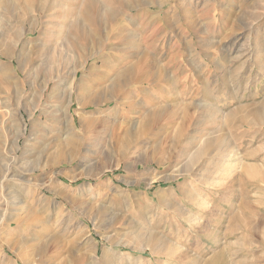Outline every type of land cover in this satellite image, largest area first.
I'll use <instances>...</instances> for the list:
<instances>
[{"label": "rangeland", "instance_id": "1", "mask_svg": "<svg viewBox=\"0 0 264 264\" xmlns=\"http://www.w3.org/2000/svg\"><path fill=\"white\" fill-rule=\"evenodd\" d=\"M85 1L0 0V52L10 50L14 56H0V263L9 264L3 251L15 257L8 248L16 243L30 264H264V126L258 120L264 110V0H172L152 7L151 17L144 11L149 0H126L125 7L98 0L102 26L84 25L86 40L72 28L82 19ZM250 14L259 18L248 19ZM127 38H133V47ZM69 40L82 43L85 51L73 50L70 67L62 69L55 56ZM150 49L171 81L189 75V97L177 91L182 90L178 82L173 98L156 82L123 86L109 100L105 90ZM44 55L55 59L49 62L50 74L40 68L31 73L27 60L35 59L36 65ZM58 68L61 85L51 81L50 90L58 85L55 97L49 98L48 91L41 103L44 81ZM27 76L30 85L25 86ZM239 78L241 86H236ZM63 93L73 95L69 109L59 96ZM207 93L211 99L205 101ZM98 94L107 100L100 102ZM182 104L193 106L194 152L210 136L215 142L193 164V154H185L189 146L176 148L163 142L164 136L150 143L144 139L124 159L106 137L121 123L126 128L142 122L162 106L183 111ZM41 108L48 112L43 121ZM67 109L76 126L73 136L85 137L83 154L93 150L87 159H74L70 147L54 143L67 129ZM86 118L100 124L87 135L82 131ZM180 124L179 119L171 132ZM17 138L19 150L11 145ZM43 151L45 159L39 156ZM187 162L191 170L183 173ZM114 251L119 253L114 256Z\"/></svg>", "mask_w": 264, "mask_h": 264}, {"label": "bare ground", "instance_id": "2", "mask_svg": "<svg viewBox=\"0 0 264 264\" xmlns=\"http://www.w3.org/2000/svg\"><path fill=\"white\" fill-rule=\"evenodd\" d=\"M80 1V0H79ZM82 1V0H81ZM150 2H149V5H150V8H146V10H144L145 11V13L148 15H150V17H151V8L152 7H154V6H157V5H159V6H161V7H164L167 3H170L172 0H149ZM104 2V1H103ZM105 2H106V4H107V6H109V4L111 5V6H113V5H121L122 7H125L126 5H127V1L126 0H105ZM145 2V1H144ZM143 2V3H144ZM50 3V2H49ZM48 3V4H49ZM80 3V2H79ZM100 2L98 1V0H86L85 1V4H84V7H83V9H82V14H81V20H79V18H78V21H76L75 23H74V25H72V28L76 31V33H78L81 37H83L85 40L86 39H88L89 38V36H86V34H87V31H85L84 29V25H90V26H93V27H99V26H102V19H104L103 18V14H104V12H102V10H101V7H100V4H99ZM136 3V2H135ZM261 3V2H260ZM264 3V2H263ZM262 3V4H263ZM34 4V3H33ZM130 5V4H129ZM135 5H137V4H135ZM257 5V4H256ZM255 5V6H256ZM260 6V5H259ZM80 7V6H79ZM128 7V6H127ZM138 7V6H137ZM251 6H249V8H250ZM78 8V7H77ZM136 8V7H135ZM257 8V7H256ZM261 8V7H260ZM120 9V8H119ZM124 9V8H123ZM47 10V9H46ZM260 10V9H259ZM263 10V9H262ZM161 12V11H160ZM249 12V11H248ZM251 12V11H250ZM256 12V11H255ZM254 12V13H255ZM183 13V12H182ZM242 14V13H241ZM256 15L258 14V13H255ZM255 14H254V16L252 15V14H250V16L249 15H247V17H248V19L249 18H251V19H253L254 21H256L257 20V18H259V17H257V18H255ZM160 15H162V14H160ZM160 15H159V17H160ZM107 16H108V18L109 19H113L114 17V13L113 12H111V10L109 11V10H107ZM155 16V15H154ZM241 16V15H240ZM245 16V15H244ZM258 16V15H257ZM163 18V17H162ZM239 20L241 21L242 19H240L239 18ZM238 20V21H239ZM111 21V20H110ZM160 21H164L163 23H166L167 25H170L169 24V19L167 20V19H162V20H160ZM243 21V20H242ZM149 22V21H148ZM198 23V22H197ZM238 24V23H237ZM238 25H240V24H238ZM242 25V24H241ZM150 26V25H149ZM198 26H196V28H197ZM247 27H250V25L249 26H247ZM195 27H193V29H194ZM242 27H239V29H241ZM168 30V29H167ZM155 31V30H154ZM157 31V30H156ZM161 31H163V30H161ZM46 32V31H45ZM159 32V31H158ZM90 34V33H89ZM154 35H157V36H159V34H154ZM66 36V35H65ZM157 36H155V37H152V38H150L151 40L152 39H154V38H156ZM70 37V36H69ZM160 37V36H159ZM242 37V36H241ZM81 39V38H80ZM236 40V39H235ZM234 40V41H235ZM67 41V40H66ZM83 42H85L84 40H82ZM126 41H127V44H128V42L130 43V45H132L131 47H133V38H127L126 39ZM125 41V42H126ZM181 41H184V39L183 38H181ZM79 43H76V42H73V41H71V40H69V42H67V43H62L61 44V47L62 48H64V49H61V52H60V54L59 55H57V56H55V58H57V60L55 61V59L54 58H52V56H43L41 59H39V62H38V64H36L35 65V59H31V57L27 60V65H31V67H30V70H31V73L33 72V73H35L36 71H37V69H43V70H45L46 72L49 70V62H50V60L53 62V59H54V61L57 63L58 62V64L59 65H62V69H67L68 67H70V65H71V59H72V57H73V50L75 51V50H79V51H81V52H83L84 53V51H85V49H84V47L83 46H81L82 45V43H81V45L79 44ZM172 45V44H171ZM240 45H241V43H240ZM245 46V45H244ZM130 47V48H131ZM138 47V46H137ZM141 47V46H140ZM156 47V46H155ZM243 47V46H242ZM135 48V47H134ZM154 48V47H153ZM239 48H241V47H239ZM56 49V48H55ZM139 49V48H138ZM144 49V48H143ZM157 48H155V50H156ZM242 49V48H241ZM262 49H263V47H262ZM126 50H127V48H126ZM152 49H150V50H146L147 51V53H144L142 56H141V58H140V56H139V58H138V60H137V63H136V65L135 66H133L132 68H129V69H126L125 71H123L122 73H119V75H118V83H117V85L116 86H111V87H109L107 90H105L107 93H106V95H105V93H104V95L105 96H108L109 97V100L111 99V100H114V99H116L117 98V96H119L120 95V93L122 92V90H123V88H125L126 86H129V85H135V84H140V83H147V85H150V84H153V83H159V85L161 86V88H162V92H164V91H166L167 92V94L171 97V98H173L172 97V94H171V91H173L174 89H176V87H177V85H175V83H177L178 82V85H179V87H182V90H177L181 95H183V98H188L189 97V95H190V78H189V75H186V76H184V79L182 80L181 79V81H180V79H179V81L177 80V81H175V80H173V81H171L170 80V78H169V75H167V72L165 71L167 68H165L164 66H159V68H158V62H156V59L152 56V54H151V51ZM256 50H260L259 49V47L257 46V48H256ZM256 50H255V52H256ZM54 51V50H53ZM145 51V50H144ZM143 51V52H144ZM154 51V50H153ZM237 51V50H236ZM239 51V50H238ZM262 51V50H261ZM142 52V53H143ZM59 53V52H58ZM135 53V52H134ZM49 54V53H48ZM180 54V53H179ZM51 55H53V54H51ZM95 55V54H94ZM0 56H4L5 58H8V59H13L14 58V56H13V54H12V52H10V50H5V51H1L0 52ZM54 56V55H53ZM93 55L92 54H90L89 56H87L86 58H85V63H84V66L83 67H85V65L87 64V61H88V59L89 58H91ZM239 56V55H238ZM254 56V55H253ZM181 57V56H180ZM224 57H225V55H224ZM224 57H223V59H224ZM242 57H243V55H242ZM59 60V61H58ZM103 61H105V60H103ZM235 62V61H234ZM33 64V65H32ZM104 64V63H103ZM248 64V63H247ZM244 65V64H243ZM98 66V65H97ZM234 66V65H233ZM240 66V65H239ZM242 66V65H241ZM53 67V66H52ZM55 67V66H54ZM53 67V68H54ZM52 69V68H51ZM91 69V68H90ZM52 70H54V69H52ZM74 70V69H73ZM93 69H91V71H92ZM155 70H156V72H155ZM49 71H51V70H49ZM48 71V72H49ZM57 73L52 77V79H50V80H45L44 81V84H43V86H42V88H41V91H40V102L42 103L43 102V100H45L44 99V97H45V95H46V93L48 92V91H50L49 93H48V97L49 98H52L53 96L55 97V92L58 90V85L60 84L61 85V76H62V74H63V70H61L60 68H58L57 70ZM78 69H77V71L74 73V74H72V77L73 76H76V74L78 73ZM234 71H236V70H234ZM66 72V71H65ZM183 72V71H182ZM30 73V74H31ZM69 73V72H68ZM73 73V72H72ZM229 73V72H228ZM49 74H50V72H49ZM230 74L231 75H235L234 73H233V71H231L230 72ZM65 75V74H64ZM229 75V74H228ZM30 76V75H29ZM230 76V75H229ZM232 76V77H233ZM263 76V75H262ZM27 78H28V76L26 77V79H24V81H23V83H25V86L26 85H30V82H28V80H27ZM74 78V77H73ZM116 78H117V75H116ZM151 78V79H150ZM235 78V77H234ZM238 78V77H237ZM230 79V78H229ZM224 80H226V79H224ZM240 78L238 79V80H234L235 81V85L236 86H239L240 85ZM51 81H55L56 82V84L58 83V85L57 86H55L54 85V88L52 89V90H50V87H51ZM228 81V80H227ZM239 81V82H238ZM223 82H226V81H223ZM231 82V81H230ZM238 82V83H237ZM248 82H249V79H248ZM72 83V82H71ZM70 83V84H71ZM243 83V82H242ZM227 84V83H226ZM247 84V83H246ZM59 85V86H60ZM19 86V85H18ZM123 86H125V87H123ZM209 86V85H208ZM233 86V85H232ZM241 86V85H240ZM20 87V86H19ZM71 85L70 86H68V88H69V90L71 91ZM68 88H67V90H68ZM74 88V87H73ZM192 88V87H191ZM235 88V87H234ZM68 90V91H69ZM206 90V89H205ZM204 90V91H205ZM237 90V89H236ZM239 90H241V89H239ZM52 91V92H51ZM193 91H194V89H193ZM200 91V90H199ZM203 91V92H204ZM207 91V90H206ZM238 91V90H237ZM236 92V91H235ZM69 93V92H68ZM202 93V92H201ZM58 94V93H57ZM64 94V95H63ZM63 94H60L59 96H61V98H66V106H67V108L69 109L70 107H71V104H73V101H74V99H73V95L72 94H67L66 95V93H63ZM92 94V93H91ZM22 95V94H21ZM102 95V94H101ZM100 94H98L96 97L99 99V101L101 102V101H105V100H107V98H105V97H103V96H101ZM15 96V95H14ZM202 96H204V100L205 101H207V99L208 98H210L211 99V95L210 94H206V95H202ZM54 97H53V99H54ZM57 98V97H56ZM91 98V97H90ZM122 98V97H121ZM52 99V100H53ZM58 100V99H57ZM97 100V99H96ZM174 100H175V98L174 99H172L171 100V102L170 103H174ZM84 101V100H83ZM116 102H118V100H116ZM120 102V101H119ZM92 103H94L93 101H87V102H85L84 104L85 105H88V104H92ZM105 103V102H104ZM20 104V103H19ZM47 104V103H46ZM45 104V105H46ZM80 104H82L81 103V101H80ZM101 104V103H100ZM117 104V103H116ZM176 105V104H175ZM179 105H181V103H178V106L177 107H179ZM191 105V104H190ZM190 105H184V104H182V106H185V108H183L182 110L183 111H181L182 112V114H180L179 112H177V110L176 109H174V107H176V106H162V107H159L157 110H154V111H152L151 113H149L148 114V119L146 118L145 120H143L142 122H133V123H130V124H127V126H126V128H125V126H122V123H121V125H119V127L118 128H120V129H118V130H116V131H114L113 133H112V135L110 136V134H108V136L106 135V137H107V139H108V137H111V139L113 140V141H115V144H117V146L116 147H114V148H118L119 150H120V152H121V155H120V157H123V159H124V157L125 156H127V155H130L132 152H134V150H137L138 148H139V145H141L142 143V141L144 140V141H147V140H149V141H152V140H159L158 138H160V137H162V136H164L165 137V140H163V142H169V145L170 144H172L173 146H175L176 148H180V146L178 145V144H186L187 146H189V148H188V150H186L185 152H187V153H185V154H188V155H192L193 154V157H192V159L189 161V162H191L192 164H193V161H194V159L195 160H197V158H199L200 156H204V154H207V153H209V150L210 149H212V147L214 146L213 145V142H214V139L210 136L209 138H206L205 140V142H201L202 144H201V147H202V149H200V148H198V150L197 151H195L194 152V146H193V141H194V139H193V131H191V126H192V119H193V115H192V112H191V108H190ZM198 105V104H197ZM3 106V105H2ZM19 106V105H18ZM42 106V105H41ZM47 106V105H46ZM117 106V105H116ZM115 106V107H116ZM132 106V105H131ZM192 106V105H191ZM48 107V106H47ZM46 107V108H47ZM193 107V106H192ZM197 108H201L202 106H200V105H198V106H196ZM23 108V107H22ZM39 108V107H38ZM38 108H36V109H38ZM42 108H43V106H42ZM41 108V109H42ZM53 108V107H52ZM51 108V109H52ZM19 109H20V107H19ZM18 109V110H19ZM68 109L66 110V113L64 114V115H67L66 117L67 118H65V119H67L68 120V114H69V112H68ZM49 110V109H48ZM60 111H61V109H60ZM46 112L47 111H43V109H42V112L40 113V115H39V119L41 120V121H43L44 119L43 118H45V116L44 115H46ZM48 113V112H47ZM63 113V112H62ZM18 114L19 115H22V111L20 110V111H18ZM56 114V113H55ZM30 115V114H29ZM236 115H237V113H236ZM30 116H32V115H30ZM242 116V115H241ZM51 118H52V116H51ZM56 118V117H55ZM60 118V117H59ZM62 118V117H61ZM242 118V117H241ZM26 119V118H25ZM32 119V118H31ZM47 119V118H46ZM64 119V118H63ZM110 119V118H109ZM181 120V124L178 126V128H177V130L174 132V133H172L171 132V129H174L175 127H174V125H175V123L177 124V122H178V120ZM245 119V118H244ZM54 120V119H53ZM57 120V119H56ZM197 120V119H196ZM203 120V119H202ZM236 120V119H235ZM258 120H259V125H261V126H264V110L263 111H259L258 112ZM37 121V120H36ZM58 121V120H57ZM64 121V120H63ZM113 121V120H112ZM204 121V120H203ZM51 122V121H50ZM102 122V121H101ZM162 122H165L166 124H165V126H164V124H162ZM193 122H196V124L195 123H193L194 125H197V124H199V120L198 121H193ZM202 122V121H201ZM41 123V122H40ZM53 123V122H52ZM64 123V122H63ZM67 123V122H66ZM247 123V122H246ZM34 124H35V122H34ZM38 124V123H37ZM83 125H82V131H83V133H85L86 135L89 133V131H91V130H97L98 129V127H99V120L98 119H94V118H86V119H84V121H83V123H82ZM109 124V123H108ZM241 124V123H240ZM31 125V124H30ZM104 125V124H103ZM123 125H125V123L123 124ZM33 126H36V125H33ZM33 126H30V127H33ZM66 126V125H65ZM44 127H46V125L44 126ZM73 127H76L75 126V123H74V121L73 120H71L70 118H69V120H68V123H67V129L65 130V131H63V132H61V130L59 131V132H61L62 133V135L60 136V137H55L56 139L54 140V143L56 142L57 144H59V142H60V144H62V147H61V149L63 148V146L65 147V146H68V147H70L71 149H72V151H73V158L74 159H77V157H79L80 155H82L83 156V158H88L89 157V155H90V153H92L93 152V150L91 149V148H88V150L83 154V151H84V149H83V144H84V141H85V137H84V135H81L82 137H80V138H78L79 137V135H74L73 136ZM101 127V126H100ZM34 128V127H33ZM43 128V127H42ZM65 128V127H64ZM123 128V129H122ZM43 130H44V128H43ZM113 131V130H112ZM192 132V133H191ZM82 133V134H83ZM197 133V132H196ZM15 134V133H14ZM17 134V133H16ZM32 134H34V133H32ZM35 134H37V133H35ZM39 134V133H38ZM77 134V133H76ZM56 135V134H55ZM42 136V135H41ZM75 136H77V137H75ZM22 137V136H21ZM44 137V136H43ZM46 137V136H45ZM164 137H163V139H164ZM47 138V137H46ZM37 139H39L37 136H35L34 137V142L35 141H37ZM43 139H45V138H43ZM54 139V138H53ZM104 139H105V137H104ZM31 140V139H30ZM109 140V139H108ZM107 140V141H108ZM162 140V139H161ZM170 140V141H169ZM29 141V140H28ZM39 141V140H38ZM41 141V140H40ZM51 141V140H50ZM149 141H147V142H149ZM11 142V141H10ZM12 142H14L13 140H12ZM30 142V141H29ZM53 142V141H52ZM111 142V141H110ZM110 142H108V143H110ZM146 142V143H147ZM183 142V143H182ZM32 143H33V141H32ZM36 143V142H35ZM39 143V142H38ZM40 143H42V142H40ZM150 143V142H149ZM154 143V142H153ZM156 143V142H155ZM160 143V142H159ZM158 143V144H159ZM215 143V142H214ZM27 144V143H26ZM25 144V145H26ZM163 144V143H162ZM204 144V147L202 146ZM12 145V147L14 148V146H15V149L16 150H19L20 148H21V146H22V144L20 145V139L19 138H17V140L14 142V144H11ZM14 145V146H13ZM25 145H24V147H25ZM29 145V144H28ZM28 145H26L27 147H28ZM31 145V144H30ZM38 145V144H37ZM55 145V144H54ZM54 145L52 144V146L54 147ZM227 145V144H226ZM3 146V145H2ZM5 146V145H4ZM33 146H34V144H33ZM58 146V145H57ZM153 146V145H152ZM159 146H161V145H159ZM7 147V146H6ZM5 147V148H6ZM12 147H10V148H12ZM31 147V146H30ZM30 147H28V148H30ZM52 147V148H53ZM109 147H111V145H109L108 146V148ZM151 147V146H150ZM154 147V146H153ZM174 147V149H176ZM184 147V146H183ZM9 148V147H8ZM26 148V147H25ZM24 148V149H25ZM59 148L60 147H58V150H59ZM154 148H156V147H154ZM158 148V147H157ZM160 148V147H159ZM164 148V147H163ZM173 148V147H172ZM171 148V149H172ZM46 149V148H45ZM61 149H60V151H61ZM71 149H69V150H71ZM110 149V148H109ZM151 149V148H150ZM149 149V150H150ZM161 150H162V147L160 148ZM213 149H214V147H213ZM153 150H155V149H153ZM173 150V149H172ZM28 151V150H27ZM45 151V150H44ZM44 151L43 152H40L39 153V156L41 157V158H43L44 157ZM216 152H217V150H215ZM215 151H214V153H215ZM11 152V151H10ZM59 152V151H58ZM57 152V153H58ZM63 153H64V151H62ZM67 152H70V151H67ZM110 152V151H109ZM158 152V151H157ZM172 152V151H171ZM173 152H174V150H173ZM184 151L183 150H181V154L182 155H185L184 153H183ZM219 152H220V150H219ZM222 152V151H221ZM26 152H24V154H25ZM47 153V152H46ZM45 153V154H46ZM62 153V154H63ZM145 153V152H144ZM149 153V152H148ZM148 153L146 154V156L148 155ZM155 153V152H154ZM168 153V152H167ZM179 153V154H180ZM213 153V154H214ZM29 154H31V153H29ZM65 154V153H64ZM67 154V153H66ZM211 154V153H210ZM35 155H37V154H35ZM56 155V154H55ZM54 155V156H55ZM88 155V156H87ZM107 155H108V153H107ZM109 155H110V153H109ZM132 155H134V154H132ZM150 155V154H149ZM148 155V156H149ZM164 155V154H163ZM217 155H219V154H217ZM31 156H32V154H31ZM34 156V155H33ZM38 156V155H37ZM45 156H47V155H45ZM166 156V155H165ZM170 156V155H169ZM173 156V155H172ZM206 156V155H205ZM59 158V160H61L62 159V157H61V155H59L58 156ZM129 157H131V156H129ZM161 157V156H160ZM160 157H159V159H160ZM163 157V156H162ZM186 157V156H185ZM221 157V156H220ZM27 158H29L28 156H27ZM72 158V159H73ZM232 158V157H231ZM1 159H2V157H1ZM7 159V158H6ZM43 159H45V158H43ZM120 159H122V158H120ZM39 160V159H38ZM65 160V159H64ZM4 161V160H3ZM86 161V160H85ZM120 161V160H119ZM122 161H124V160H122ZM39 162V161H38ZM186 162V161H185ZM189 162H187V164L183 167V170H181L183 173H185V172H189L191 169L189 168V167H187V165H188V163ZM28 163V162H27ZM65 163V162H64ZM89 165V164H88ZM20 166V165H19ZM90 166V165H89ZM21 167H22V165H21ZM11 168V167H10ZM14 168V167H13ZM89 168V167H88ZM182 168V167H181ZM248 168V167H247ZM1 170V169H0ZM9 170V169H8ZM253 170V168H251V167H249L248 168V172L249 171H252ZM16 171H18V170H16ZM27 171V170H26ZM33 171V170H32ZM246 171V170H245ZM1 172V171H0ZM29 172V171H28ZM27 172V173H28ZM178 172V171H177ZM177 172H176V174H177ZM180 172V171H179ZM9 173V172H8ZM12 173V172H11ZM16 173V172H15ZM23 173V172H22ZM256 173V172H255ZM11 175V174H10ZM26 175V174H25ZM172 175V174H171ZM174 175V174H173ZM181 174H179V176H180ZM14 176V175H13ZM13 176H11V178L10 179H12V177ZM170 176V175H169ZM182 176V175H181ZM6 177V176H5ZM10 177V176H9ZM17 177V176H16ZM176 177V176H175ZM174 177V178H175ZM261 177H262V175H261ZM18 178V177H17ZM160 178V177H159ZM173 177H168L167 178V180H169V179H172ZM250 178H251V175H250ZM257 178H260V174H259V177H257ZM8 179V178H7ZM9 179V180H10ZM14 179V178H13ZM21 182H22V180H25L26 178H25V176H22L21 178ZM165 178H163V180H164ZM261 179V178H260ZM161 180V179H160ZM166 180V181H167ZM175 180V179H174ZM264 180V179H263ZM158 181V180H157ZM9 182V181H8ZM24 182V181H23ZM1 184H2V182H1ZM0 184V185H1ZM2 186V185H1ZM6 189V188H5ZM9 189V188H8ZM11 189V188H10ZM12 192V191H11ZM6 193H8V192H6ZM12 194V193H11ZM9 195V194H8ZM15 195H17L16 193H15ZM14 195V196H15ZM16 197V196H15ZM19 199V198H18ZM17 199V200H18ZM11 200H13V199H11ZM22 202V201H21ZM3 214V213H2ZM30 216V215H29ZM33 216V215H32ZM3 217V216H2ZM28 218V217H27ZM1 219V218H0ZM15 219V218H14ZM13 219V220H14ZM32 219V218H31ZM12 220V221H13ZM16 220V219H15ZM18 221V220H17ZM16 222V221H15ZM19 222H21V221H18V223ZM1 224V223H0ZM32 227V226H31ZM11 242V241H10ZM23 242V241H22ZM25 242V241H24ZM27 242V241H26ZM15 243V242H14ZM13 243V244H14ZM28 243V242H27ZM24 245V244H23ZM151 246V245H150ZM23 247V246H22ZM31 247V246H30ZM6 248H8V247H6ZM152 248V247H151ZM9 251L12 253V254H14L15 255V257L13 258V257H11L9 254H6V252L5 251H3V254L4 255H6V257L8 258V257H10V260H9V264H18V262H22L23 264H30V262H27V261H25L24 260V257H23V253H22V248L20 247V246H18V245H16V243L14 244V245H10L9 246ZM28 249V248H27ZM6 250V249H5ZM153 250H155V249H153ZM2 251V250H1ZM119 253V251H114L113 252V254H114V256H116L117 254ZM154 254H155V252H153ZM1 254V253H0ZM8 255V256H7ZM1 264V263H0Z\"/></svg>", "mask_w": 264, "mask_h": 264}]
</instances>
